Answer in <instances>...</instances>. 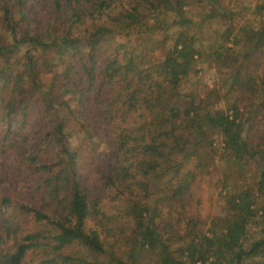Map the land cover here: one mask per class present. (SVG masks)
<instances>
[{"label":"trees","instance_id":"1","mask_svg":"<svg viewBox=\"0 0 264 264\" xmlns=\"http://www.w3.org/2000/svg\"><path fill=\"white\" fill-rule=\"evenodd\" d=\"M190 1L209 13L0 0V264H243L264 249V149L249 139L264 121V1L248 15ZM102 129L109 160L93 182L80 160ZM218 156L226 215L202 229L195 190ZM251 164L256 189L237 180ZM251 228L262 237L247 245Z\"/></svg>","mask_w":264,"mask_h":264},{"label":"rangeland","instance_id":"2","mask_svg":"<svg viewBox=\"0 0 264 264\" xmlns=\"http://www.w3.org/2000/svg\"><path fill=\"white\" fill-rule=\"evenodd\" d=\"M221 3L225 4L227 9L237 11L240 14L248 15L253 9L254 5L258 1L264 0H219ZM233 8V9H232ZM184 11L187 17L194 19L196 22L200 20V18L206 16L209 13V8L207 5L202 3H197L193 1H188L184 7ZM201 32L200 30L195 29V32ZM201 36L205 37L204 45L209 48H215L219 41L215 37L211 28L207 25L205 30L202 31ZM213 78V72H207L206 76L202 78V83L200 87L204 84H210V80ZM195 86H191L190 89L194 90ZM31 118L30 125H33L38 119L39 116L37 114L38 111V103H31ZM259 119V120H258ZM255 122H258L256 127L250 130L249 139L255 144H260L261 149H264V121L259 117ZM99 138V148L96 153L91 155H86L81 158L80 166L85 169V174L89 173L90 180L95 182L98 180V173L102 169H106L105 161L109 160L106 156L107 149L109 146V138L107 136L106 130L102 129L97 134ZM216 147H220V137L217 133L213 135V145ZM229 160V159H228ZM230 163L227 160H220L219 156L216 158L214 163L206 169H204V175L198 182L195 190L197 201V211L199 212L200 225L202 229L206 227L211 222L216 220H222L224 215H226V209L222 200V195L224 194L223 188L226 187L228 189V184L231 181H228V178L231 175L230 171ZM260 176V171L258 168L251 164L250 173L248 175H240L237 180L248 182L249 186L253 189H256L257 181ZM229 182V183H228ZM221 193V195H220ZM259 226H263L260 224ZM25 227V226H24ZM249 239L247 241V245L252 243V241H256L260 237H262V233L260 230L256 228L249 229ZM243 264H264V249H261L256 255L245 259Z\"/></svg>","mask_w":264,"mask_h":264}]
</instances>
